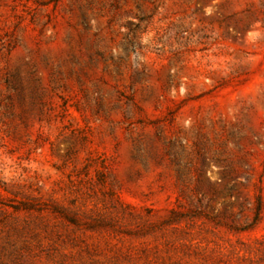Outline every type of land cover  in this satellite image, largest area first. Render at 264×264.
Wrapping results in <instances>:
<instances>
[{
    "label": "rangeland",
    "instance_id": "1",
    "mask_svg": "<svg viewBox=\"0 0 264 264\" xmlns=\"http://www.w3.org/2000/svg\"><path fill=\"white\" fill-rule=\"evenodd\" d=\"M0 264H264V0H0Z\"/></svg>",
    "mask_w": 264,
    "mask_h": 264
}]
</instances>
